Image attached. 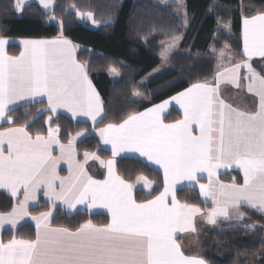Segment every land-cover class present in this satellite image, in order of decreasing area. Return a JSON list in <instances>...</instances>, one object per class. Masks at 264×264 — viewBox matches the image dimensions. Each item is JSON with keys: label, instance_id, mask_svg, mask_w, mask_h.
Masks as SVG:
<instances>
[{"label": "snow or ice", "instance_id": "1", "mask_svg": "<svg viewBox=\"0 0 264 264\" xmlns=\"http://www.w3.org/2000/svg\"><path fill=\"white\" fill-rule=\"evenodd\" d=\"M25 2L16 0L15 10L22 11ZM39 3L52 9V0ZM87 15L91 18L92 14ZM21 43L20 55L9 56L8 41L0 39V120L12 122L7 114L17 101L46 96L53 114L66 109L73 118L88 117L95 125L103 111L100 97L84 66L76 62L71 42L61 36ZM243 54L249 59L264 57V13L244 19ZM243 66L251 70L250 64ZM241 67L225 68L217 73L215 84L195 83L172 97L183 109V118L174 123H164L162 113L170 103L164 101L129 115L119 125L98 130L103 144L111 145L113 157L125 151L139 153L163 169L164 191L142 203L134 198V185L116 174L114 159L104 161L85 152L80 162L74 147L76 137L61 144L58 126L49 127L46 136L34 138L23 126L0 132V188L8 189L13 197L21 190L24 194L10 213L0 214V228L5 224L15 228L30 216L29 203L42 186L53 207L55 201H63L69 208L86 204L89 210L104 208L111 215L103 226L89 220L75 231L52 227V211L31 216L36 222V238L0 241V264H205L185 255L175 239L179 232L195 231L196 215H205L215 224L217 217L230 219L229 209L241 205L264 211V77L254 73L246 77L248 92L259 97L258 111H241L219 98L222 80L240 87ZM82 135L77 133V137ZM53 145L59 147V157L53 155ZM61 160L68 164V177L57 173ZM89 160H99L107 168L105 179L88 175ZM233 165L243 172V184L220 183L217 170ZM200 173H207V184L200 183ZM137 179L144 187H152L146 177ZM181 181L192 187L198 184L202 196L214 207L204 213L195 205L180 203L175 186ZM239 215L243 217V213Z\"/></svg>", "mask_w": 264, "mask_h": 264}, {"label": "trees", "instance_id": "2", "mask_svg": "<svg viewBox=\"0 0 264 264\" xmlns=\"http://www.w3.org/2000/svg\"><path fill=\"white\" fill-rule=\"evenodd\" d=\"M50 11L38 3L24 5L20 15L15 11L14 0H0L1 38H52L58 35L68 38L77 46L76 57L86 68L87 74L100 95L103 111L95 125L72 121L57 114L49 115L42 101L27 103L8 112L12 122L0 125L23 126L31 135L45 134L46 119L58 126L59 140L64 143L74 133L90 131L105 124H121L129 115L141 112L189 85L212 78L215 72L214 51L227 45L235 58H242L240 22L264 13V0H185L187 23L177 14V5L171 1L159 5L153 0H52ZM91 13L97 23L95 28L77 18V13ZM55 17V19H53ZM62 22V27H61ZM230 24V30L224 25ZM180 37L178 49L169 58L170 68L147 80L138 81L159 62L160 42ZM20 47L9 44L7 53L16 55ZM252 69L264 77V58L250 60ZM115 69L117 78L111 79L110 70ZM138 93L135 97L134 93ZM179 119L171 109L163 118L165 122ZM79 151H95L103 158L110 156L98 139L89 134L76 145ZM117 174L132 183L138 175H144L156 185L148 194L135 189L137 202L156 196L162 188L161 175L135 158H117ZM222 181L242 182L240 173L232 171L218 176ZM179 202L204 206L194 188H177ZM14 199L0 190V213L12 209ZM42 200L31 207L30 213L49 209ZM246 225H228L219 222L215 229H204L199 236V255L206 264H264V214L244 208ZM51 226L72 231L91 220L97 226L107 224L105 215L89 214L86 211H66L52 208ZM3 241L33 240L35 228L24 223L15 229H1Z\"/></svg>", "mask_w": 264, "mask_h": 264}, {"label": "crops", "instance_id": "3", "mask_svg": "<svg viewBox=\"0 0 264 264\" xmlns=\"http://www.w3.org/2000/svg\"><path fill=\"white\" fill-rule=\"evenodd\" d=\"M133 1H137V0H133ZM155 3H157V2H155ZM52 6H53V2H52ZM47 11H50V10H47ZM250 18H252V17H249L248 19H250ZM244 19L245 18H242L241 19V22H240V40H241V55H242V58H239V59L238 58H235V55L233 53L232 57H230L228 60H226L220 66L217 65V61H216V63H215V72H214L212 78L209 79V80L199 81V82H195V83H205L206 82V83H210V84H215L216 83L217 73L223 72L225 70V68H230V67L234 66L235 64H241L242 67H241V70H240V73H239L240 74V87H236L234 84L228 82L227 80H222L221 83H220L219 98L222 99L226 104L231 105L233 108H236L238 110L245 111V112H248V113H252V112L258 111V109H259V97H257L254 93L248 92V90H247V84L250 81L248 79H246V77L250 76L252 73L256 74L259 77H262V76H260L257 72H255L252 69V67H251V70H249L247 67H244L243 65L250 64V60H252V59H262L264 57L255 56V57H252L251 59H249L247 56H245L243 54V21H244ZM86 22H87L88 26L91 27L90 20L88 19ZM96 26H93L91 28H95ZM59 37H61V35H58V36L52 37V38H1V39H5V40L8 41V44L5 46L6 47V50H7V47H8L9 44H16V45H18L20 47V51L18 52V54H16V55H9L8 54V55L9 56H19L20 53L23 51V44L21 43L22 41H25V40H53V39H56V38H59ZM63 38L69 40L66 37H63ZM69 41L71 42L72 46L74 47V56H75L76 62L84 66V64L82 62H80V61L77 60V57H76L77 46L71 40H69ZM215 59H216V54H215ZM84 68H85V66H84ZM85 71H86V68H85ZM86 73H87V71H86ZM87 76H88V74H87ZM88 79L91 81V79L89 78V76H88ZM195 83H193V84H195ZM91 84H92L93 88L95 89L96 93L99 95V93L97 92V90L94 87V85H93L92 82H91ZM193 84L189 85L184 90H182V91H180V92H178V93L170 96L169 98H167V99H165V100H163V101H161V102H159V103H157V104H155L153 106H150L149 108H152V107H154L156 105H159V104L163 103L164 101H169L170 103H169L168 107L162 113V118H164L169 113V111L171 109H174V110H176L178 112L179 119H182L183 118V109L180 107L179 104H177L175 102V100L172 99V97H175L179 93L184 92L186 89H188L189 87H191ZM99 97H100V95H99ZM38 101H42V102L45 103V111H47L49 113V115H51V116L52 115L60 114V115H63L65 117H67L68 119H70L72 121H82V122L88 123L89 125H94L93 124V121L91 119H89L88 117L78 116L76 118H73L72 115H71V113L68 112L66 109H58L57 110V113L56 114H53L48 109L47 97L46 96L35 97V98H31L30 100H20V101H17L16 104L10 105V108H13L14 109V108H16V107H18L20 105L27 104V103L38 102ZM100 101H101V106L103 108V103H102L101 98H100ZM149 108H147V109H149ZM147 109H145V110H143L141 112H144ZM138 113H140V112H138ZM101 116H102V112H101L100 116L97 117V120H96L95 123H97L100 120ZM49 117L46 119V124H47L46 125L47 126L46 132H45V134H40V135L46 136L49 127H52V128H55L56 127L54 125H51V120H49ZM179 119H177V120H179ZM175 121H171V122H165L164 121V123H166V124L167 123H174ZM4 123H10V122H8L7 119L0 120V125L1 124H4ZM107 125L108 124H105L103 126L93 127L90 132H87L85 130L78 131V132L74 133L73 135H71L69 137V139L67 140V142H64V143L60 142V143L61 144H64V145H67L68 144V141L70 139H72L73 137H76L74 147H75V151H76V154H77L76 155V158L80 162H83V160H84L83 154L85 152L95 153L97 156L100 157L101 160H104V161H107L109 159H114L115 162H116V159L117 158H135V159L140 160L141 162H143L144 164H146L149 168L157 171L161 175V177H162V188H161L160 192L156 196L160 195V193H162L164 191V172H163V169L159 165H156L155 163H153L151 161H148L146 157H141L139 155V153L125 151V152H121L116 157H113L112 156V151H111V145H105V144H103V141L100 139L99 131H98L100 128H104ZM14 127H19V126L9 125V126H7L5 128L0 129V132L6 131L7 129L14 128ZM81 132L84 133V135L77 137V133H81ZM88 133H91L93 136H95L98 139V141L100 143V146L104 150H106V151H108L110 153V156L109 157L103 158L99 154H97L95 151H91V152L90 151H79L76 148L77 143L79 141H81L82 139H84L85 136ZM196 134H198V131H197ZM36 135H32L33 138ZM58 138H59V134H58ZM4 147H5V154H7V145H5ZM53 155L56 156V157H59L60 156L59 147L56 146V145H53ZM86 170H87L88 175L92 176V178L95 179V180H103L107 176V168L104 167V166H102L100 164L99 160H89L88 163H87V165H86ZM115 171H116V168H115ZM232 171H238L240 173V177L242 178V182L241 183H237V182H235L233 180H231V181H222V180H219L218 179V176L219 175L226 174V173H229V172H232ZM57 173L62 178L69 176L68 164H67V162L65 160H61L60 161V163H59V165L57 167ZM116 174H117V172H116ZM199 175L201 177L200 183L201 184H207L208 183L207 173H200ZM216 179H218L219 182L220 183H223V184H232V183L243 184L244 177H243V172L238 167H236L235 165H233V166L228 167V168H223L222 167V168L218 169L217 170ZM152 182L154 184L153 187H152V189H153L154 186L156 185V183L154 181H152ZM58 184H59V181H57V185ZM177 188H194V189H196L197 192H198L199 198H200V200H201V202L203 203L204 206H202V207L201 206H197V205H195V206L199 207L202 210V212L206 213L207 211H209L211 208L214 207V205L211 203V200L210 199H208L206 201V198L204 196H202L198 184L195 185L194 187H192V186H189V182L188 181H181L180 183H178L175 186V191H176ZM135 189H143V188L134 186L133 187V195H134V190ZM152 189L150 190V192L152 191ZM0 190L6 192L8 195H10L14 199V205H13V207L18 206V202L24 199V194H23V191L22 190L18 193V195L16 197H13L12 194H11V192L8 189H6V188H0ZM57 190H59V188H57ZM44 191L45 190H44V188L42 186L37 191V193H36V199L34 201H30V203H29V209L31 207L38 206L41 200L43 202L47 203L50 208L49 209H46V210H43V211H41L39 213H34V214L33 213H30V216H27L23 220H20L18 222V224L16 225V227H15V228H17L18 226H20V225H22L24 223H30V224H32L34 226V228H35V237H34V239L36 238V222L31 219V216H38V215H40L43 212L51 211L52 208H61V209H64L66 211H74V212H77V211H86L89 214L105 215L107 217V220H108L107 223H109L110 220H111L110 213L108 212L107 209H104V208H95V209L89 210L86 207V204H78V205H76L75 208H69L67 204L63 203V201H55V207H53V203L50 202L49 199H48V197L44 195ZM144 193H145V190H144ZM156 196H154L151 199H154ZM175 196H176V194H175ZM151 199H149V200H151ZM168 199H169V203H171V196H169ZM143 202H145V201H143ZM138 203H142V202H138ZM180 203L183 204L185 202H180ZM187 204H189V203H187ZM190 205H193V204H190ZM13 207H12V209H13ZM244 208H249V209L257 210L256 208H252V207H249L247 205H241L239 207V209H229V214H230V217H231L230 219H225L223 217H217V221H216L215 224L209 223L208 220H207V217L205 215L198 214V215H196L193 218V225L192 226L195 228V230L197 231V233H199L202 230L206 229V227H208V229L218 228L219 227V222H225L228 225H238L237 224L238 222H244V217H245V213H244V210H243ZM12 209L10 211L6 212V213H0V214H8V213H10L12 211ZM260 212L264 214V211H260ZM240 213H243V217L242 218H240V215H239ZM51 218H52V216H51ZM51 218H50V221H51ZM197 218H199L201 220H197ZM196 222H198V224H196ZM202 222H204L205 224H203ZM15 228H13L12 225H10V224H5L2 228H0V230L1 229H15ZM57 228H61V227H57ZM251 228H253V227H251ZM192 232H194V231L188 230L186 232H179V233H177L176 236H175L176 242L180 245L181 250L184 252L185 255H187V256H193V257H196V258H199V259L204 260L199 255V251L198 250L197 251H195V250L190 251L185 246V245H188V246L196 247L195 246L196 245L195 243L197 242V240L196 241H188V242L182 240L183 235L189 234V233H192ZM0 241H2L4 243H7V242L3 241L1 239V237H0ZM205 264H206V262H205Z\"/></svg>", "mask_w": 264, "mask_h": 264}, {"label": "rangeland", "instance_id": "4", "mask_svg": "<svg viewBox=\"0 0 264 264\" xmlns=\"http://www.w3.org/2000/svg\"><path fill=\"white\" fill-rule=\"evenodd\" d=\"M153 1L154 2H157L159 5H166V4L170 3L171 1H173L177 5V14L179 16H181V18L183 19V21L185 23H187L188 17H187L186 9H185V0H153ZM31 2H36V3H38L42 7V5L39 3V0H26V2H25L24 5H26L28 3H31ZM14 3L16 4V0H14ZM44 10H46V9H44ZM20 12L21 11H16L17 16L20 15ZM79 13H82V12H79ZM82 14H83L82 16L81 15H77V18L79 20H82L83 19V21L86 22L89 19L90 20V23H91V27L97 25V23H95L93 21L92 15H91V18H89L88 15H87L88 13H82ZM224 27L227 30H230V24H226V25H224ZM179 43H180V37L179 38L178 37L172 38L170 40L169 39H165L163 42H160V44H159L160 45V49L157 52L158 53V58H159L158 64L153 69H151L148 73H146L138 81V83L139 84H144L150 78H152L154 76H157V75L163 73L164 71L168 70L170 68V65H169L170 55L174 51H176L178 49ZM208 50H209V52L216 54V61H217V65H219V66L222 65L226 60H228L233 55V52L231 51V49L227 45H224L222 48H220L217 51H214L213 48H212V46H209V49ZM222 51L224 52V55L223 56H221V52ZM109 73H110L111 79L114 80V79L117 78V72L116 71L110 70ZM134 96L137 97L138 94L135 92L134 93ZM85 131H87V130H85ZM90 131H87V132H90ZM89 134H91V133H88L86 136H88ZM140 176H144V175H138V176H136L134 178V180L132 181V183L136 187L143 188V191L145 190V193L148 194L150 192V190L152 189V187H153L154 184H153V182L150 179H148L146 176H144L149 181H151V183H152V187L151 188L144 187L143 182L142 181H138V179H137ZM197 220H201V219L197 218ZM202 223L205 224L204 222H202ZM196 224H198V222H196ZM237 224L238 225H246L244 222H238ZM246 226H248V227H254L255 225L248 224ZM206 229H208V227H206ZM201 232L197 233V231L195 230L192 233L183 235L182 240H184L186 242H188V241H196L197 240V242L195 243L196 244L195 245L196 247L185 245L188 250H190V251H192V250L197 251L199 236H201L200 235Z\"/></svg>", "mask_w": 264, "mask_h": 264}]
</instances>
